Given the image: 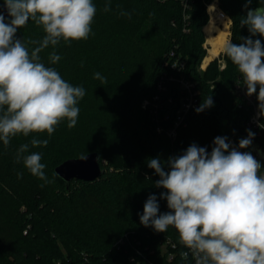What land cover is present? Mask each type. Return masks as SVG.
<instances>
[{
  "label": "trees",
  "instance_id": "1",
  "mask_svg": "<svg viewBox=\"0 0 264 264\" xmlns=\"http://www.w3.org/2000/svg\"><path fill=\"white\" fill-rule=\"evenodd\" d=\"M213 1L93 0L97 11L88 39L61 41L55 49L61 56L56 64L48 60L51 47L40 53L46 66L71 85L83 87L85 95L77 105L75 127L69 129L64 120L50 137L46 132L30 133L13 137L8 146L0 142V264H195L191 255L187 261L181 259L186 249L173 227L164 233L140 223L150 195L157 196L160 213L170 211L167 201L160 199L166 190L154 186L160 177L148 161L157 157L167 161L193 143L210 153L217 136L233 139L238 147L239 140L247 138L246 130L255 136L252 145L240 151L255 156V144L264 151V114L259 126L251 123L255 107L260 110L259 89L253 103L236 94L241 75L225 55L224 69L217 59L201 69L207 56L203 29ZM245 3L218 0L232 20L231 42L237 45L250 35L247 26H240L247 15ZM260 6L261 0H252L248 8ZM43 35L31 20L16 33L25 41ZM254 39L264 44V38ZM172 50L185 59L184 69L172 66ZM97 72L105 83L94 79ZM180 78L195 84L197 105L177 127L173 140L166 131L174 126L187 94ZM208 96L213 105L197 113ZM32 139H47L48 144L32 147ZM25 143L29 149L24 155H41L47 181L16 162L17 150ZM93 152L103 169L100 179L66 182L55 173L62 162ZM255 158L264 174V161Z\"/></svg>",
  "mask_w": 264,
  "mask_h": 264
},
{
  "label": "clouds",
  "instance_id": "2",
  "mask_svg": "<svg viewBox=\"0 0 264 264\" xmlns=\"http://www.w3.org/2000/svg\"><path fill=\"white\" fill-rule=\"evenodd\" d=\"M240 26L250 35L240 44L227 42L223 54L236 67L246 85L247 95L257 93L259 109L264 114V6L248 8ZM264 4V0H261ZM105 5L104 11H109ZM97 8L93 0H3L0 5V142L8 146L13 137L47 133L50 137L64 120L69 129L79 116L78 102L85 89L66 82L53 67L46 66L40 53L51 47L50 64L61 56L55 51L61 41L87 40ZM130 18V13L121 12ZM43 30V38L27 41L17 38L18 29L29 21ZM31 46V50L29 49ZM94 79L106 82L99 72ZM213 105L210 96L196 109L197 113ZM247 138L238 147L228 137L217 136L209 153L205 147L191 144L179 156L162 161L150 159L148 167L160 178L156 188L165 189L160 199L170 211L160 213L156 195H150L140 215V223L156 232L173 227L179 243L195 264H264V174L261 162L251 152L240 151L252 145L255 133L246 130ZM32 147L46 146L48 140L32 139ZM25 143L17 150L16 162L33 175L47 181L41 155L28 152ZM82 161L87 156H81ZM167 167V171L165 170Z\"/></svg>",
  "mask_w": 264,
  "mask_h": 264
},
{
  "label": "built area",
  "instance_id": "3",
  "mask_svg": "<svg viewBox=\"0 0 264 264\" xmlns=\"http://www.w3.org/2000/svg\"><path fill=\"white\" fill-rule=\"evenodd\" d=\"M213 2H215L216 5H217V11L215 13V16L217 17V19L219 21H225V22H227V24H232L231 18L220 8V6L218 4V0H215ZM210 17L212 18V15H210ZM206 39H207V37H206ZM206 46H207V44L205 42L204 47L207 49ZM170 58H175V61L173 62V65H172L174 68H179V70H182V69L185 68V66H186L185 59H182L179 55H177L175 50H172L170 52ZM179 83L181 85V88L186 90L187 94L182 100L181 109L179 110V112H178V114L176 116V120H175L174 126L170 127L166 131V133L169 136V138L173 139V140L175 139L176 134H177V127L184 123L186 115L192 110V108H195L196 105H197V94H198V92L195 89V84L192 81H189V80H187L185 78H180L179 79ZM234 92L236 94L242 96L249 103H253L254 96L253 95H251V96L247 95V88H246V85L243 84L242 78L239 79L236 82V86H235ZM154 100L155 101L159 100V96L158 95L155 96ZM147 104H148V102L145 101L144 102V107ZM261 116L262 115H261L260 110H258L255 107L254 115L251 118V123L256 125V126H259L260 125ZM158 131L160 133H162L163 129L161 127H158ZM228 142H230L235 147V142H234L233 139H229ZM254 157H257V156L255 155ZM168 244H170L172 248L176 247V244H173L170 241H167V245ZM118 245L119 244H117V247H118ZM165 248H166V245L163 246V250H165ZM185 251H187V249ZM174 256H175L174 253L171 252L168 257H169L170 260H172L174 258Z\"/></svg>",
  "mask_w": 264,
  "mask_h": 264
},
{
  "label": "water",
  "instance_id": "4",
  "mask_svg": "<svg viewBox=\"0 0 264 264\" xmlns=\"http://www.w3.org/2000/svg\"><path fill=\"white\" fill-rule=\"evenodd\" d=\"M253 152L260 160L264 161V151L261 144H255ZM84 156H87L86 161H82L81 157H79L62 162L55 168V173L66 182H71L72 180L93 182L100 179L103 169L98 153L93 152Z\"/></svg>",
  "mask_w": 264,
  "mask_h": 264
},
{
  "label": "bare ground",
  "instance_id": "5",
  "mask_svg": "<svg viewBox=\"0 0 264 264\" xmlns=\"http://www.w3.org/2000/svg\"><path fill=\"white\" fill-rule=\"evenodd\" d=\"M224 29L220 28L216 23V20L212 19L210 24L206 25L204 32L207 36V42L211 46L209 48V54L204 59L203 66L207 67V64L219 56L223 52L224 45L228 42L229 25L227 22L222 21Z\"/></svg>",
  "mask_w": 264,
  "mask_h": 264
},
{
  "label": "rangeland",
  "instance_id": "6",
  "mask_svg": "<svg viewBox=\"0 0 264 264\" xmlns=\"http://www.w3.org/2000/svg\"><path fill=\"white\" fill-rule=\"evenodd\" d=\"M216 11H217V5H216V3L215 2H213L212 4L210 3L209 4V6H208V14H209V21H208V24H210V22H211V19L213 18L214 20H216V24L220 27V28H222V29H224V24H223V22L222 21H219L218 19H217V17L215 16V13H216ZM210 15H212V18L210 17ZM232 21V20H231ZM207 24V25H208ZM229 25V35H228V42L229 41H231V25L232 24H228ZM203 31H204V29H203ZM205 33V32H204ZM205 36H206V34H205ZM207 37V36H206ZM206 44H207V56H208V54H209V48L211 47L209 44H208V42H207V39H206ZM206 56V57H207ZM205 57V58H206ZM215 59H217L218 60V63H219V66H220V69L222 70V69H224L225 68V61H224V54H223V52H221V54L219 55V56H217V57H215L214 59H212V60H215ZM211 60V61H212ZM210 61V62H211ZM204 62V61H203ZM209 62V63H210ZM208 63V64H209ZM207 64V65H208ZM203 68V69H202ZM201 69L202 70H204V69H206V67H204L203 66V64H202V67H201ZM237 82V81H236Z\"/></svg>",
  "mask_w": 264,
  "mask_h": 264
}]
</instances>
